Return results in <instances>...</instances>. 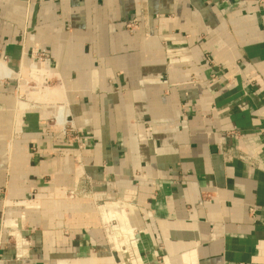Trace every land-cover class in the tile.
<instances>
[{
	"label": "crops",
	"instance_id": "1",
	"mask_svg": "<svg viewBox=\"0 0 264 264\" xmlns=\"http://www.w3.org/2000/svg\"><path fill=\"white\" fill-rule=\"evenodd\" d=\"M35 2L0 0V264H264V0Z\"/></svg>",
	"mask_w": 264,
	"mask_h": 264
},
{
	"label": "bare ground",
	"instance_id": "2",
	"mask_svg": "<svg viewBox=\"0 0 264 264\" xmlns=\"http://www.w3.org/2000/svg\"><path fill=\"white\" fill-rule=\"evenodd\" d=\"M59 116H60V115H59ZM60 117H61V116H60ZM61 119H62L63 122L66 121V119H64V118H62V117H61ZM106 206L110 208V207H111V204H107V205H104V206H102V207H106ZM116 210L118 211L119 214H121V209H119L118 206L116 207ZM118 213H117V214H118ZM101 214H102V212H101ZM117 214H115V212H114L113 210H111V211L109 212V214H106V215H105L106 221H104V223H109V225H110V229L108 230V235L111 233L112 235H115L117 239L121 240L120 237H121L122 235L124 236V234L127 233V234H128V237H129V240L135 244V242H136V238H137V236H136V232H135L136 229H134V226H131V225L129 224V221L127 220L126 216H125L123 213H122V215H117ZM102 217H103V216H102ZM119 218H122L121 221H120ZM113 220H114V221H118V220L120 221V224L117 226V227H120V228L118 229V232L121 233L120 235H118V234L114 231V229L116 228V224H115V225L111 224V222H112ZM113 227H115V228H113ZM122 233H123V234H122ZM15 236H16V234H15ZM118 237H119V238H118ZM123 244H124V243H123Z\"/></svg>",
	"mask_w": 264,
	"mask_h": 264
},
{
	"label": "built area",
	"instance_id": "3",
	"mask_svg": "<svg viewBox=\"0 0 264 264\" xmlns=\"http://www.w3.org/2000/svg\"><path fill=\"white\" fill-rule=\"evenodd\" d=\"M206 1H210V0H206ZM54 122L55 123H60L61 125H62V131L63 132H65V133H67V134H70V133H73L74 132V130H75V126H74V124L72 123V122H70V121H65V122H63L62 121V119H61V117L60 116H58V114H57V116L55 117V119H54ZM38 210H39V207H30V208H27L24 212H25V214L27 213V214H37V212H38ZM35 220V219H34ZM114 221V220H113ZM112 221V222H113ZM30 222H32V221H30ZM111 222V223H112ZM115 222V221H114ZM33 223V222H32ZM113 224V223H112ZM113 225H115V224H113ZM107 226V225H106ZM108 228V227H107ZM108 229H110V225H109V228ZM108 231V230H107Z\"/></svg>",
	"mask_w": 264,
	"mask_h": 264
},
{
	"label": "rangeland",
	"instance_id": "4",
	"mask_svg": "<svg viewBox=\"0 0 264 264\" xmlns=\"http://www.w3.org/2000/svg\"><path fill=\"white\" fill-rule=\"evenodd\" d=\"M120 215H122V214H120ZM121 221V220H120ZM120 221L118 220V221H113L112 223L113 224H116V228L115 227H113V228H115L114 229V231L118 234V235H120L121 233L120 232H118V229L120 228V227H117L119 224H120ZM111 223V224H112ZM106 227H108L109 228V223H106ZM123 234V233H122ZM125 236V238H123ZM124 236L122 235L120 238L125 242V244H127V245H132V244H134L133 242H131L130 240H129V237H128V234L127 233H125L124 234ZM119 238V237H118ZM121 240H119L118 239V243L120 242Z\"/></svg>",
	"mask_w": 264,
	"mask_h": 264
},
{
	"label": "water",
	"instance_id": "5",
	"mask_svg": "<svg viewBox=\"0 0 264 264\" xmlns=\"http://www.w3.org/2000/svg\"><path fill=\"white\" fill-rule=\"evenodd\" d=\"M38 9H39V0H36L34 6H33V11H32V25L35 24V21H36V16H37V13H38ZM113 255L115 256V258L118 260V253L117 252H114Z\"/></svg>",
	"mask_w": 264,
	"mask_h": 264
}]
</instances>
